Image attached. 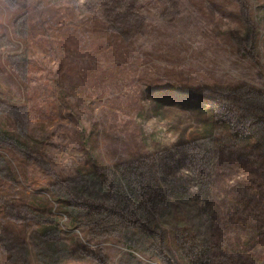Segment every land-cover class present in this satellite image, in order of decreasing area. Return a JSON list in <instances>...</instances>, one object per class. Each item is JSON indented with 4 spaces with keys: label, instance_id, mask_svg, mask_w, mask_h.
<instances>
[{
    "label": "rangeland",
    "instance_id": "374dc122",
    "mask_svg": "<svg viewBox=\"0 0 264 264\" xmlns=\"http://www.w3.org/2000/svg\"><path fill=\"white\" fill-rule=\"evenodd\" d=\"M225 91L264 109V0H0L28 151L0 142V264H264V142Z\"/></svg>",
    "mask_w": 264,
    "mask_h": 264
},
{
    "label": "trees",
    "instance_id": "16d2710c",
    "mask_svg": "<svg viewBox=\"0 0 264 264\" xmlns=\"http://www.w3.org/2000/svg\"><path fill=\"white\" fill-rule=\"evenodd\" d=\"M226 93H222L218 96V98L221 101V106H227L232 105L234 108V112L240 115V120L242 123H254L256 125V129L252 128V133L248 136V139L250 141H261L264 142V109L260 110V107L255 105L260 100L261 94H254L253 96L248 97L247 99L244 98L241 93L238 94L237 91H225ZM253 125V124H252ZM18 132L20 135H23L24 137H29L35 141H40L39 139L33 138L31 135L27 134L25 131L24 123L22 121H18L17 123ZM228 139H231V136L225 135ZM224 134L221 133L219 139L222 140L225 138ZM12 140L19 149L27 154V147L25 143H23L20 139H17L11 132L4 130L0 128V142H8ZM232 141V140H231ZM95 166V165H94ZM2 171H7V168L0 166V176H4ZM95 173H91L88 175V178H92L91 184L93 186V189L95 192L102 189L103 182L106 178L107 170H102L100 168H95ZM143 171V170H142ZM135 172V171H134ZM137 175L141 176V171H137ZM9 179V178H6ZM150 188V198L153 201L154 204L158 205L160 203L157 199L158 192L154 193L153 187ZM207 181L203 180L200 186L201 190L207 191ZM183 193L186 195V191L182 189ZM182 191L180 193L182 194ZM187 196V195H186ZM125 206V205H123ZM126 207V206H125ZM65 209V207H63ZM161 213H167V209L161 208ZM166 210V211H165ZM62 211V210H61ZM65 212V210H63ZM85 220V217L83 214H81L79 211L76 212V214H72L69 217V220L67 222L68 226H71L74 228L75 226H78L80 223H82ZM61 222L63 224L62 220H56L54 219L52 223L49 225H46L44 227L45 234H48L50 236H54L55 233H57L60 229L54 225V223ZM56 250V249H54Z\"/></svg>",
    "mask_w": 264,
    "mask_h": 264
}]
</instances>
